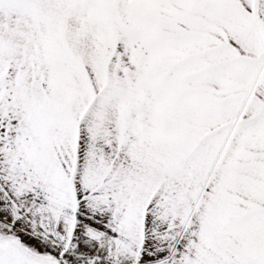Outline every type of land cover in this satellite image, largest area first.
Masks as SVG:
<instances>
[{"label": "snow or ice", "instance_id": "6c2138e0", "mask_svg": "<svg viewBox=\"0 0 264 264\" xmlns=\"http://www.w3.org/2000/svg\"><path fill=\"white\" fill-rule=\"evenodd\" d=\"M0 264H264V0H0Z\"/></svg>", "mask_w": 264, "mask_h": 264}]
</instances>
